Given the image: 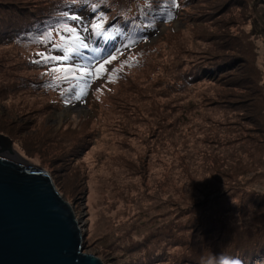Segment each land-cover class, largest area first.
<instances>
[{
    "label": "rangeland",
    "instance_id": "374dc122",
    "mask_svg": "<svg viewBox=\"0 0 264 264\" xmlns=\"http://www.w3.org/2000/svg\"><path fill=\"white\" fill-rule=\"evenodd\" d=\"M93 1L120 23L138 9L152 33L138 61L106 65L112 79L73 102L60 74L33 63L47 44L22 33L78 2L0 0V134L47 172L81 254L111 264L264 263V101L255 100L260 128L248 96L264 98V5L177 0L178 18L154 30L170 0ZM224 113L239 132L222 150L214 140Z\"/></svg>",
    "mask_w": 264,
    "mask_h": 264
},
{
    "label": "water",
    "instance_id": "95a60500",
    "mask_svg": "<svg viewBox=\"0 0 264 264\" xmlns=\"http://www.w3.org/2000/svg\"><path fill=\"white\" fill-rule=\"evenodd\" d=\"M81 236L47 172L0 134V264H111L81 254Z\"/></svg>",
    "mask_w": 264,
    "mask_h": 264
},
{
    "label": "snow or ice",
    "instance_id": "6c2138e0",
    "mask_svg": "<svg viewBox=\"0 0 264 264\" xmlns=\"http://www.w3.org/2000/svg\"><path fill=\"white\" fill-rule=\"evenodd\" d=\"M173 7H176L175 0H173ZM72 21H79L82 17L78 15H72L67 17ZM103 21L94 22L91 24V29L94 35H101L102 31L98 29L103 28ZM88 31V29H84ZM53 33H55L56 39H53ZM46 43L49 47L42 52H37L36 55L39 59L33 61L36 64H51L52 67L47 69L48 75L60 74L59 76L53 75V79H73L82 82L87 87L89 81L99 79L105 75L106 65L111 64L116 60V54H111L107 58H103L100 62L93 61L92 57H88L89 61H93L89 65H76L59 63L60 61H69L73 55H77L79 49L88 48V45L84 42V38L81 37L79 30L76 26H70L67 23L61 24L58 28L50 29L43 34L40 41ZM54 52L63 53L62 55H54ZM119 52V49H117ZM71 74V75H69ZM85 93L81 90L76 99H80Z\"/></svg>",
    "mask_w": 264,
    "mask_h": 264
},
{
    "label": "trees",
    "instance_id": "16d2710c",
    "mask_svg": "<svg viewBox=\"0 0 264 264\" xmlns=\"http://www.w3.org/2000/svg\"><path fill=\"white\" fill-rule=\"evenodd\" d=\"M261 5H264V1L263 0H259ZM76 2L78 3H91V4H96L93 0H76ZM75 2H67V3H64L63 5L60 6V10L58 12V15L57 16H54V17H51L49 18L48 21H45L42 23V21H44L45 19L41 20L39 23H35L33 24V26L29 29L28 27V31L25 32V33H22L23 36L24 35H32L33 36V41H37L39 40V38L44 34L46 33L47 31H49V27L50 26H53V25H56L58 23H61L63 21H65V18L66 16L69 14V10L72 9V7L75 6ZM139 5V4H138ZM100 8V7H99ZM170 8V3H168L166 9H169ZM137 9V8H135ZM122 10H120L119 8H116V13L118 12H121ZM120 14V13H118ZM121 15L125 16L126 17V21L125 23L127 24L128 27L131 28V30L133 32H136V30L139 29L140 27V23H144L146 22L147 20H151L147 15H144V14H141L139 15V11L138 9L136 11H125L123 12ZM147 19V20H146ZM42 23V24H41ZM25 26V25H23ZM29 39V38H28ZM239 44L240 45H243L240 41H239ZM141 50L138 49L136 50L134 53L136 54V57L134 56H131L130 57V63L126 64L125 67H128L129 64H131V62H136L138 61V58H139V54H140ZM242 61V60H241ZM247 62V61H246ZM241 62V63H245L246 66H248V68H251V73H248L249 76H247V73H243V75L246 74L247 77L250 78V80H244L242 81V87L246 86V82L248 83V85L252 86V88H256V85L258 84V81H257V78L256 76L253 74L254 73V68H253V65H250L248 62ZM32 63V62H31ZM121 66L123 65L122 63L120 64ZM44 71V70H43ZM248 72V71H247ZM112 76H113V73H110V76L108 77L109 80L112 79ZM107 77V75H106ZM259 92V90H257ZM58 92V90H57ZM255 92L254 94L249 90V93H248V96H251L254 98V109L251 111V114L254 116V124H256L258 127L262 128L263 126V122H261L259 119V116H258V106L259 104L255 103V100H257L258 103L260 102H263L264 101V98H262L261 96L262 95H258L260 94V92ZM223 125L220 127V132L221 135L220 137L221 140H218V139H215L214 140V143L215 145H219L220 147L221 146H224V144L226 145H230L234 142V135L237 134L238 135V132L239 130H234V126H232V124H228L227 120H228V115L227 113H224L223 115ZM232 117V116H231ZM233 118V117H232ZM257 129V128H255ZM0 133L2 134H6L3 130L0 129ZM227 146V147H228ZM221 149L223 150V147H221ZM239 231H242V230H239ZM243 258L241 257H238V255L236 257H233L235 258L233 260L234 261H238L239 264H264L262 263V259H259L258 261H256L255 259H251L249 256H245V255H242Z\"/></svg>",
    "mask_w": 264,
    "mask_h": 264
},
{
    "label": "clouds",
    "instance_id": "9594fccd",
    "mask_svg": "<svg viewBox=\"0 0 264 264\" xmlns=\"http://www.w3.org/2000/svg\"><path fill=\"white\" fill-rule=\"evenodd\" d=\"M225 264H229V262L225 261ZM232 264H239V262L238 261H234V262H232Z\"/></svg>",
    "mask_w": 264,
    "mask_h": 264
},
{
    "label": "bare ground",
    "instance_id": "6f19581e",
    "mask_svg": "<svg viewBox=\"0 0 264 264\" xmlns=\"http://www.w3.org/2000/svg\"><path fill=\"white\" fill-rule=\"evenodd\" d=\"M15 156L18 158L19 161L23 162V161L21 160V157H20L19 155H17V154L15 153Z\"/></svg>",
    "mask_w": 264,
    "mask_h": 264
}]
</instances>
